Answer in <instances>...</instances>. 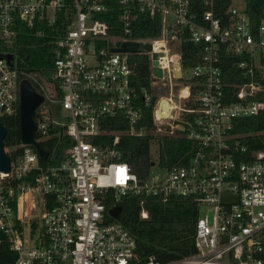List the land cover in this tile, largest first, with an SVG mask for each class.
I'll return each instance as SVG.
<instances>
[{
    "label": "built area",
    "instance_id": "built-area-1",
    "mask_svg": "<svg viewBox=\"0 0 264 264\" xmlns=\"http://www.w3.org/2000/svg\"><path fill=\"white\" fill-rule=\"evenodd\" d=\"M235 1L220 18L216 0H204L202 15L193 0H0V119L17 114L24 79L45 99L35 117L38 147L6 148L16 157L9 173L0 172V234L16 255L12 264H264V152L240 159L247 151L233 135L236 120L264 109L256 99L264 92V22L255 26ZM111 11H120L126 33L141 14L159 18L160 34L113 40L105 19ZM41 22L61 28L47 81L17 69L13 53L18 37ZM118 43L150 44L151 52H113ZM186 43L200 49L190 68L184 66ZM134 55L150 59L153 93L144 90L142 103L151 107L153 97L159 98L151 130L136 128L142 106ZM154 55L162 78L154 75ZM225 56L241 58L236 66L250 79L232 93L224 87ZM157 88L166 93L160 96ZM162 99L167 120L157 116ZM117 118L129 129L105 127ZM126 135H152L157 144L162 137L186 138L196 150L187 165L167 168L156 158L141 176L118 149ZM112 136V142L105 140ZM64 144L68 149L55 164ZM38 148L48 152L46 160ZM225 193L231 197L227 204ZM109 197L114 204L107 208ZM136 197L196 202L195 252L168 263L155 257L143 262L135 238L110 214L122 200ZM202 207L208 208L203 215Z\"/></svg>",
    "mask_w": 264,
    "mask_h": 264
},
{
    "label": "trees",
    "instance_id": "trees-1",
    "mask_svg": "<svg viewBox=\"0 0 264 264\" xmlns=\"http://www.w3.org/2000/svg\"><path fill=\"white\" fill-rule=\"evenodd\" d=\"M196 4L194 11L202 15L207 11L204 0H193ZM245 11L255 26H260L264 20V0H244ZM232 0H216L217 17L226 18V11ZM140 21L131 33H126L120 20V11H111L105 17L110 24V36L113 40L151 39L158 37L161 31L159 18H151L146 14L139 16ZM44 31V35H39ZM61 33L60 26H49L41 22L32 30H25L15 44L13 53L17 59V69L37 76L41 80H50L56 59V42ZM184 66L193 67L200 57L199 47L186 43L183 45ZM135 63V87L139 94L142 106V119L137 129L146 127L151 130L154 127V110L159 100L153 97L151 107H145L143 102L144 90L153 93L150 59L147 55H134ZM239 57L225 56L221 67L223 70L224 87L226 92L232 93L238 84L249 82L245 78V71L237 68ZM35 89L40 91L33 83ZM256 99L264 102V92L257 94ZM0 121L7 128L4 141L5 147L13 149L21 144V116L20 108L14 116L1 118ZM110 131L128 130L129 126L122 119H108L105 122ZM233 135L239 141L240 147L246 149V155L242 160H250L254 154L264 152V109L258 116L239 119L234 123ZM155 138L152 135L134 137L122 136L118 149L122 152L123 161L129 163L141 176L148 172L155 162L153 158ZM112 142L114 137L105 138ZM68 146L62 145L58 151L55 164H60ZM157 160L161 166L174 167L187 165L196 145L186 138L162 137L158 143ZM11 155L12 161L16 153ZM243 156L242 154H240ZM107 208L113 206V201H104ZM122 212L117 220L136 240L138 257L146 262L150 257H155L160 263H168L183 259L195 252L194 238L196 224L199 218V206L189 198L173 197L167 202L152 198H126L120 202ZM146 210L147 219L141 217V212ZM115 221V220H112ZM16 259L14 252L10 250V244L5 236L0 234V264H12Z\"/></svg>",
    "mask_w": 264,
    "mask_h": 264
},
{
    "label": "water",
    "instance_id": "water-1",
    "mask_svg": "<svg viewBox=\"0 0 264 264\" xmlns=\"http://www.w3.org/2000/svg\"><path fill=\"white\" fill-rule=\"evenodd\" d=\"M113 52H127V53H141V52H151L150 44H141V43H118L117 48L113 49ZM154 62V75L158 78H162V70L158 67V62L156 61L157 56H153ZM13 59L12 56L9 57V60ZM177 76L182 78V68L177 64ZM44 97L39 94L32 83L24 79L21 82L20 86V116H21V143L24 145H34L38 147L36 142V133H37V122H36V112L44 102ZM167 101L162 99L157 110V116L162 120L170 119L171 116L168 114ZM166 130L169 129V126H166ZM7 135V128L0 121V172L9 173L11 168V158L6 151L4 144L5 138ZM40 158L46 160L48 157V152L39 149ZM231 200L229 194L225 193L223 195V203L227 204ZM238 202V198H233ZM122 212V208L115 207L110 210V214L114 219H119V216Z\"/></svg>",
    "mask_w": 264,
    "mask_h": 264
},
{
    "label": "rangeland",
    "instance_id": "rangeland-1",
    "mask_svg": "<svg viewBox=\"0 0 264 264\" xmlns=\"http://www.w3.org/2000/svg\"><path fill=\"white\" fill-rule=\"evenodd\" d=\"M234 6L236 7V8H244L245 7V1H241V0H238V1H235L234 2ZM263 22H264V20H263ZM190 74H189V72H187L186 73V77H188ZM158 89V90H157ZM156 89V91H157V93L160 95V96H162V95H164V93H166V90L164 89V88H157ZM159 140V139H158ZM154 151H152V155H153V158H157V150L156 149H158V144H157V141H155V144H154ZM207 210H208V208H206V207H202L201 208V214L203 215L204 213H206L207 212Z\"/></svg>",
    "mask_w": 264,
    "mask_h": 264
},
{
    "label": "bare ground",
    "instance_id": "bare-ground-1",
    "mask_svg": "<svg viewBox=\"0 0 264 264\" xmlns=\"http://www.w3.org/2000/svg\"><path fill=\"white\" fill-rule=\"evenodd\" d=\"M167 106H168V104H167Z\"/></svg>",
    "mask_w": 264,
    "mask_h": 264
}]
</instances>
